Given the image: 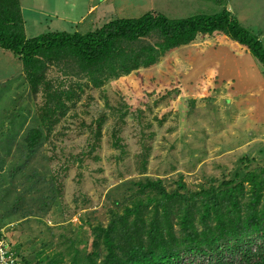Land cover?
<instances>
[{
    "label": "rangeland",
    "instance_id": "obj_1",
    "mask_svg": "<svg viewBox=\"0 0 264 264\" xmlns=\"http://www.w3.org/2000/svg\"><path fill=\"white\" fill-rule=\"evenodd\" d=\"M96 1L89 14L90 0H19L24 34L84 32L148 11L184 18L227 9L264 45V0H117L111 10ZM157 40L151 33L140 41ZM155 56L126 71L131 62L122 54L96 74L73 56L46 59L33 95L20 58L0 48V233L15 264H102L98 227L137 202L146 204V225L160 218L148 200L157 193L141 188L145 181L183 196L181 207L241 182V215L250 177L264 193V67L221 32ZM31 129L40 136L29 147ZM177 206L168 216L179 234Z\"/></svg>",
    "mask_w": 264,
    "mask_h": 264
},
{
    "label": "trees",
    "instance_id": "obj_2",
    "mask_svg": "<svg viewBox=\"0 0 264 264\" xmlns=\"http://www.w3.org/2000/svg\"><path fill=\"white\" fill-rule=\"evenodd\" d=\"M213 32H221L245 47L264 67L262 41L227 9L184 18L148 11L135 17L112 18L84 33L54 31L26 37L19 0H0V48L20 58L33 95L43 80L46 59L73 56L89 74H96L111 61L119 63L118 57L124 54L131 65L122 68L128 71L137 65H150L158 52L188 43L197 34ZM151 33L158 40L143 45L140 40ZM51 97L60 103L56 94ZM93 134L99 139L100 123ZM39 136L38 129L29 130L27 145L32 147ZM249 182L252 192L245 215H241L236 201L243 194L241 182L218 187L213 193L206 191L199 205L186 203L182 207L177 205L183 196L166 191L159 180L141 183V188L154 187L157 195L148 200L154 203L153 210H162L161 216L146 225L141 215L146 204L137 202L126 208L125 215L111 219L106 228L98 227L96 237L106 251L102 264H264V193L256 176ZM174 206L181 212L179 234L173 231L168 216ZM130 216L133 218L128 221Z\"/></svg>",
    "mask_w": 264,
    "mask_h": 264
},
{
    "label": "built area",
    "instance_id": "obj_3",
    "mask_svg": "<svg viewBox=\"0 0 264 264\" xmlns=\"http://www.w3.org/2000/svg\"><path fill=\"white\" fill-rule=\"evenodd\" d=\"M10 243L3 236L0 237V261L4 258L7 259L5 264H15L16 255L12 250H8Z\"/></svg>",
    "mask_w": 264,
    "mask_h": 264
},
{
    "label": "crops",
    "instance_id": "obj_4",
    "mask_svg": "<svg viewBox=\"0 0 264 264\" xmlns=\"http://www.w3.org/2000/svg\"><path fill=\"white\" fill-rule=\"evenodd\" d=\"M90 1H92V2H89L88 9H87V13H89V14H90V13L93 14V13L95 12L96 9H99V7H98V6H99V4H98L99 2L96 1V0H90ZM103 1H104L105 4H106L105 6H107V7L109 6V5H108L109 3H110V4L112 3V4H111L112 8L109 7L110 10H111V9H114L115 7H118L117 4H118L119 2H118L117 0H112V1H111V0H103ZM20 8H21V7H20ZM107 11H109V10H107ZM82 19H83V17H80V18H79L78 24H80V21H81ZM82 23H85V22H82ZM92 23H93V22H90V25H91ZM89 30H91V29H89ZM86 31H88V30H85L84 32H86ZM84 32H81V33H84Z\"/></svg>",
    "mask_w": 264,
    "mask_h": 264
}]
</instances>
